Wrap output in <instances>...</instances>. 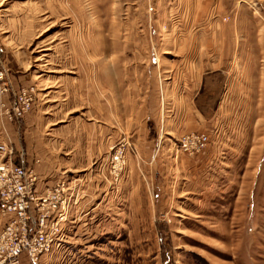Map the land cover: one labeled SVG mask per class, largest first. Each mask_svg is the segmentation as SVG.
<instances>
[{
  "label": "rangeland",
  "instance_id": "obj_1",
  "mask_svg": "<svg viewBox=\"0 0 264 264\" xmlns=\"http://www.w3.org/2000/svg\"><path fill=\"white\" fill-rule=\"evenodd\" d=\"M192 1L193 6L187 4L183 10L177 0H0V47L10 42L36 68L54 74H77L82 58L89 60V67L98 57L128 58L131 42L133 48L145 40L143 27L151 19L158 20L159 36L167 41L198 28L208 38L217 32L220 45L227 48L220 54L223 59L226 51L228 58L234 56L231 43L248 48L242 51L246 63L233 58V65H226L227 77L218 75L204 91L209 96L206 108L212 110L206 117L215 119L205 132L215 152L212 161L183 163L182 157L190 155L177 152L182 137L168 149L169 177L155 168L159 161L153 162L150 175L140 160L129 183L131 149L126 166L115 177L110 172L112 146L90 172L93 184L120 192L117 202L120 198L123 207L115 210L120 218L103 224L95 219L85 232L74 229L75 239L62 248L58 264H65L63 252L68 249L72 264H264V0H229L227 15L212 13L200 26L193 24L197 0ZM187 23L194 26L187 28ZM31 89L33 111L36 88L17 93ZM9 97L0 96V143L8 145L4 128L17 127L20 120L10 118L15 96ZM123 139L133 147L130 136ZM161 145L158 152L167 148ZM13 157L19 163L15 153Z\"/></svg>",
  "mask_w": 264,
  "mask_h": 264
},
{
  "label": "crops",
  "instance_id": "obj_2",
  "mask_svg": "<svg viewBox=\"0 0 264 264\" xmlns=\"http://www.w3.org/2000/svg\"><path fill=\"white\" fill-rule=\"evenodd\" d=\"M177 1L179 9L185 10L187 4L193 6L192 0L191 3L189 0ZM228 1L197 0V16L193 18V24H202L212 13L227 15L231 11V5L226 4ZM156 22L157 19L155 22L151 19L149 25H144L146 38L133 48L131 42L132 54L128 58L98 57L93 67H89L87 58H82L76 64L77 74L46 72L38 66L36 68L25 58V52L10 46V42H3L0 47L12 93L23 88L38 91L33 111L15 122L17 127L6 123L5 140L10 142L17 161L36 173L38 193L64 180L69 186L67 195L72 199L61 237L41 264H58L55 260L61 255L62 248H67L66 244L75 239L74 229L85 232L95 219L97 224H103L106 220L113 223L120 218V211H115L123 207L120 198L117 202L120 192L93 184L90 169L96 160L108 156L110 148L123 135L130 136L133 147L128 153V182L136 175V162L140 160L150 175L153 162L159 161L155 168L161 175L169 177L168 162L172 161V154L168 149L171 144L191 133L208 135L205 132L215 121L206 117V113L212 110L206 108L209 96L204 91L218 75L227 77L230 67L226 65H233V58L236 62L246 63L242 51H246L247 46L243 49L231 43L234 56L228 58L230 53L226 51L225 59L220 57L226 46L220 45L217 32L208 38L198 28L191 35L177 33L167 41L160 38L162 26ZM187 25V28L194 26ZM205 30H209L208 27ZM114 48L120 50L119 46ZM122 64L128 68L122 69ZM160 143L167 148L161 150V147L158 152ZM212 149L209 143L198 157H182L183 163L192 165L195 160H201L206 165L215 154ZM4 224L0 215V230ZM68 250L63 252L65 264H72L71 256L66 254ZM21 264H30L26 255Z\"/></svg>",
  "mask_w": 264,
  "mask_h": 264
},
{
  "label": "built area",
  "instance_id": "obj_3",
  "mask_svg": "<svg viewBox=\"0 0 264 264\" xmlns=\"http://www.w3.org/2000/svg\"><path fill=\"white\" fill-rule=\"evenodd\" d=\"M35 90L14 92L15 102L8 109L11 120H19L31 111ZM9 75L0 56V96L12 95ZM7 109V108H6ZM210 143L206 134L191 133L183 137L177 152L190 156L204 151ZM129 140L111 148V175L119 177L126 166ZM13 149L0 143V214L5 220L0 230V264H21L26 255L30 264L41 260L56 247L68 221L72 199L66 181L38 193V177L23 162L15 163Z\"/></svg>",
  "mask_w": 264,
  "mask_h": 264
}]
</instances>
